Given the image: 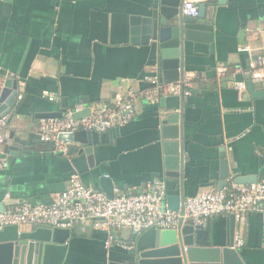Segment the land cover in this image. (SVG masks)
<instances>
[{"label":"crops","instance_id":"crops-1","mask_svg":"<svg viewBox=\"0 0 264 264\" xmlns=\"http://www.w3.org/2000/svg\"><path fill=\"white\" fill-rule=\"evenodd\" d=\"M217 1L196 0L215 6L212 47L185 42L182 48L181 75L194 76L192 95L184 98L182 183L167 177L164 168L160 128L168 111L159 103L137 99L134 118L105 132L93 146L92 165L84 154L72 150L80 148L75 143L66 142L67 155L36 138L32 146L14 154L5 153V144H0V161L7 162L0 170L5 208L21 202L51 204L73 172L85 186L106 195L105 189L110 195L115 189L142 193L160 181L167 194L182 190L191 198L217 190L223 154L230 172L227 184L239 176L264 180V85L233 73L245 69L250 56L264 57V0H226L223 5ZM152 4L153 0L0 1V94L10 79L22 95L5 115L12 116L11 121L0 133L6 138L21 127L23 137L37 136L34 114L60 111L63 99L68 107L110 104L116 92L142 91L149 86L147 79L159 81L156 45L149 38L144 44L142 24L132 23L148 17ZM244 48L251 53L240 50ZM220 67L229 72L218 78L215 72ZM236 81L245 82L241 93L232 86ZM114 129L116 133L110 132ZM204 228L213 245L222 246L229 216L214 218ZM67 229L64 264H108L120 261L118 253L126 252L105 249L107 233L90 222L77 221ZM232 229L234 239L241 236L237 249L244 263L264 264V214L235 221ZM112 234L128 239L131 233Z\"/></svg>","mask_w":264,"mask_h":264},{"label":"water","instance_id":"water-1","mask_svg":"<svg viewBox=\"0 0 264 264\" xmlns=\"http://www.w3.org/2000/svg\"><path fill=\"white\" fill-rule=\"evenodd\" d=\"M2 1V0H0ZM226 0H218V5L225 4ZM182 0H153L150 15L144 18L133 19V24H142L143 31L159 52L158 65L159 82H173L182 77L181 62L182 48L185 42L206 43L213 45V14L215 6H206L197 3L198 15L195 18L182 16L180 5ZM132 21V20H131ZM133 30L135 31L136 28ZM148 42V43H147ZM0 94V118L5 116L14 104L18 87L16 81L8 79ZM250 87V86H248ZM62 109L58 112L36 113L33 121L38 123L41 119L60 118L63 111L68 108L66 101L62 100ZM159 105L168 111V115L161 120V140L164 151V168L167 177L183 179V109L184 98L168 96L161 98ZM90 105L73 115V119L88 116ZM12 117V116H11ZM8 117L6 124H10ZM110 132H117L114 129ZM25 131L21 127L11 130L3 144L5 153L14 154L20 147L33 145L32 134L23 137ZM105 133L77 131L74 133H61L58 139L62 142L79 144L80 148L72 149L84 154L89 165H92L93 146L101 142ZM12 142L13 145H9ZM69 149V153L71 151ZM219 181L217 190L227 185L230 179L228 164L225 155H221ZM104 181V180H100ZM235 184L248 185L257 183L255 176H239L233 179ZM182 185L180 186V188ZM107 192V197L113 195ZM5 193L0 197V213L6 208L2 202ZM186 198L182 190L179 194H167L164 198L166 208L178 211ZM230 228L228 236L222 246L213 245L209 231L201 226L182 225L176 230H158L149 228L141 234L131 233L134 237V250L126 252V258L120 261H110L108 264H245L240 257L239 250L233 248L234 236L232 225L234 217L229 216ZM70 238L69 229L31 227L25 230L17 226H9L0 231V264H64Z\"/></svg>","mask_w":264,"mask_h":264},{"label":"built area","instance_id":"built-area-1","mask_svg":"<svg viewBox=\"0 0 264 264\" xmlns=\"http://www.w3.org/2000/svg\"><path fill=\"white\" fill-rule=\"evenodd\" d=\"M180 13L185 17L195 18L198 15L196 0H182ZM251 53L248 48L240 49ZM229 69H216L218 78L228 74ZM242 74L251 83L264 85V57L252 55L245 69L234 70ZM148 88L142 91L128 90L114 93L110 104L90 107L88 116L78 120L73 115L84 109L82 105L68 107L60 118L41 119L36 126V134L41 143L50 144L53 150L67 155L68 144L58 139L61 133L88 131L105 133L113 128L121 127L135 116V100H143L149 104H158L161 98L177 96L187 98L192 95L194 76L184 74L173 82L160 83L156 78H149ZM233 88L241 93L245 90V82L236 81ZM49 101L54 98L43 94ZM22 98L18 92L17 100ZM7 116L0 118V130L7 124ZM0 133V144L5 141ZM7 167L6 161H0V170ZM167 189L163 182H152L142 193H121L115 189L112 198L99 190L83 184L80 175L73 172L66 188L51 204L17 203L0 213V231L9 226L44 227L67 229L77 221L90 222L105 231L107 237L105 249L118 247L126 252L134 250V243L114 236L112 231H128L141 234L149 228L158 230H176L179 224L205 227L217 217L233 216L237 223H243L250 214H264V180L248 185L228 183L219 191L203 193L186 198L179 210L174 212L166 208ZM242 245L239 234L234 239L233 248Z\"/></svg>","mask_w":264,"mask_h":264},{"label":"trees","instance_id":"trees-1","mask_svg":"<svg viewBox=\"0 0 264 264\" xmlns=\"http://www.w3.org/2000/svg\"><path fill=\"white\" fill-rule=\"evenodd\" d=\"M127 241H129L131 243L134 241V237L132 236V234L129 235V238L127 239ZM118 254H119L120 259L126 258V252L125 253L121 252V253H118Z\"/></svg>","mask_w":264,"mask_h":264}]
</instances>
